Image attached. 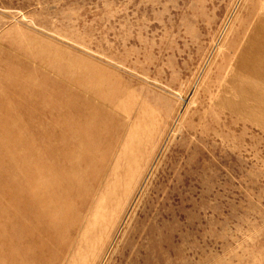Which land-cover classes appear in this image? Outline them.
Instances as JSON below:
<instances>
[{"label": "rangeland", "instance_id": "rangeland-1", "mask_svg": "<svg viewBox=\"0 0 264 264\" xmlns=\"http://www.w3.org/2000/svg\"><path fill=\"white\" fill-rule=\"evenodd\" d=\"M0 264H264V0H0Z\"/></svg>", "mask_w": 264, "mask_h": 264}]
</instances>
